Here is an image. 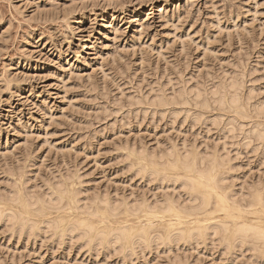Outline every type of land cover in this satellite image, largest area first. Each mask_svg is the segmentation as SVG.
<instances>
[{"label": "rangeland", "instance_id": "obj_1", "mask_svg": "<svg viewBox=\"0 0 264 264\" xmlns=\"http://www.w3.org/2000/svg\"><path fill=\"white\" fill-rule=\"evenodd\" d=\"M236 70L244 73L243 96L252 87L251 103H264V0H0V205L13 190L43 198L61 185L77 190L80 204L92 195L128 207L168 197L179 208L190 202L180 180L136 172L141 149L160 159L171 147L179 153L194 149L199 156L216 149L224 159L226 191L238 197L241 211L251 210L249 189L264 192V140L256 141L252 123L232 121L209 92ZM180 85L193 90L192 102L195 89L204 88L208 106L198 109L204 95L198 105L188 99L174 112L146 105L158 90L172 97ZM135 98L142 103L132 104ZM65 202L59 214L49 210L46 216L81 213L84 204L74 211ZM211 202L195 217L209 214L214 197ZM157 208L134 212L122 206L106 221L114 227L150 221L153 234H163L174 218ZM188 218L180 228L194 226ZM2 220L0 264H171L176 255L190 264H264L246 242L228 250L212 238L151 244L137 246L126 258L46 228L26 236L6 229ZM217 221L215 213L210 222Z\"/></svg>", "mask_w": 264, "mask_h": 264}, {"label": "bare ground", "instance_id": "obj_2", "mask_svg": "<svg viewBox=\"0 0 264 264\" xmlns=\"http://www.w3.org/2000/svg\"><path fill=\"white\" fill-rule=\"evenodd\" d=\"M236 69H237V67H236ZM237 70H236V72H238ZM242 74H244V73L242 72ZM242 74H241V72L239 74H236V75L234 74L235 76H232V78L230 77L231 80L222 81V82L220 81L216 86H214L213 90H210V89H209L210 91L208 89L207 90L210 92V95L211 94L216 95V96L211 95L213 98L210 96L212 101H214L213 104L214 103L217 104L218 105L217 107H219V108L224 106V105L228 108L227 110L231 116L232 121L236 120L238 122L240 121V123L243 121V123L245 122V123H247V125L249 123H252L254 126V133H255L256 141L258 143H260L264 140V103H261L259 101L260 103L254 104L253 100H252L253 104L251 103L253 93H255V91H252V87L251 88L249 87L250 89L248 88L249 90L247 91V93L245 92L246 94L243 96L241 89L243 88L242 83H243V80L245 78L242 79V77H243ZM249 74H248V76H251ZM248 76H247V78H248ZM220 80H222V79H220ZM227 80H228V78H227ZM249 82L251 83V81H249ZM199 85H203V84H199ZM177 86H179V85H177ZM162 87L164 88L165 86L163 85ZM184 87H183V85H180V88H178L176 90V93L174 91H172V92H174V95L172 97L170 95H169L170 97L167 96L168 94L167 95L164 94L166 91H164V92L160 91L159 92V90L157 89L158 93L157 94L155 93L156 94L155 98L150 100V102H148L149 99L146 98L147 95L144 93L146 96L145 97L146 100L148 99L147 100L148 103H146L145 101H144V103H146L147 106L149 104H151V106L153 105L154 108H156V110H157V108L160 111H163V110L166 111L167 109H170V111L173 110V112H174V108H176V106H179V107L181 105L186 106L188 104V101L189 100L191 101L194 97V95H193L192 97H190L191 98L190 99L188 93L190 92L189 94H191V92H193V90L189 91V90L185 89ZM190 87H189V89H192V87L191 88ZM202 89H203V91H202ZM202 89H200V88L198 90L195 89V93H194L195 98H194L193 102L195 101L194 103H196V105H198L197 104L198 103L197 98H199V97L202 98L201 96L204 95L202 98V101L199 98L201 101V102H199V106H201V107H198V109L206 108L208 106V102L210 101V98L208 97L209 95L205 94L204 88H202ZM207 90H206V93H207ZM144 94H143V99L145 100ZM139 95H141V94L139 93ZM255 95H256V93H255ZM151 97H152V95H151ZM151 97H150V99H151ZM208 99H209V101H208ZM142 100L140 98H138V99L135 98V100L132 101L131 103L132 104H140V103H142ZM130 107H132V106H130ZM192 107H194V106H192ZM214 108H215V105H214ZM146 110H148V108ZM149 110H151V109H149ZM180 110H183V109H180ZM217 110L218 109H216V111ZM192 111H193V109H192ZM212 111H213V109H212ZM218 111H221V110H218ZM218 111H217V113H218ZM189 112H190V110H189ZM187 113H188V111H187ZM197 113H202V111H197ZM159 114H160V112H159ZM218 114H220V113H218ZM174 115L175 114H173V116ZM200 115H202V114H200ZM198 116L195 115L194 120H198ZM188 117H190V116H188ZM206 117H204V118H206ZM207 118H209V117H207ZM199 119H200V116H199ZM221 119H222V117L220 118V120ZM229 119H230V117H229ZM227 121H228V119H227ZM196 122H198V121H196ZM202 122H204V121H202ZM210 122L213 123L212 121H210ZM215 123L216 122H214L213 124H215ZM222 123H225V122H222ZM240 123H239V126H240ZM213 124H212V126H214ZM218 124H220V121ZM239 126L236 128L238 129ZM231 129H228V131L231 133H233V132L235 133V131L232 132ZM228 131H226V132H228ZM226 135H228V134H226ZM238 135H237V137H238ZM234 137H235V134L232 135V138H234ZM243 137H245V136H243ZM222 138L224 139V137H222ZM228 138H229V136H228ZM232 138H230V139L232 140ZM225 139H224V141H225ZM224 141H222V144ZM225 143L226 142H224V145H225ZM235 143H237V142H235ZM248 143H249V141H248ZM248 143L246 142V144H248ZM215 144H216L215 147L217 148L218 143H215ZM257 147H255V148H257ZM210 151H211V149H210ZM227 152H226L227 155L230 154L229 152L228 153ZM181 153H179L177 149L170 147L167 149L165 154H162L160 152V159L152 158V156H148L144 152V149H141L139 151L138 156L136 155V157H138V160L140 162V165H138L136 168V172H138L140 174L151 175L152 178H153V175L156 177H162L160 179H163V177H165V176H169L170 178H173L174 180L175 179L180 180L181 185H182L181 188H183V190L188 194V196L190 198V199L188 198V200L190 202L185 201V203H183L181 206L178 205L179 208L175 207L174 206L175 203H172V201H170L167 196H166L167 198L164 199V201L162 200L161 203H160V201H159V203H157L158 200L156 202H154L155 204L152 203V205L154 204V206H152V205L149 206V205L145 204L144 202H141L140 200H139L140 202H138V200H137V202L135 201V204L129 203L131 206L129 205V207H128L127 206L128 204L124 203L122 200L116 201V199H115V201H113V203H112L111 199H109V201H108L106 196H101V195L100 196L99 195L93 196L92 195V198L90 197V199H88V200L85 199L86 201H84V203L81 202L82 204H84V206H83L82 204H80V201H82V199L80 200L78 198L79 193L76 192L77 190L74 189L75 191H73V190L71 191V189H70V191H65L64 189H61L62 186L60 185V186H57L55 188L53 187V190H51V191L49 190L50 192H47V194L43 195V198H40L41 196H39V197L34 196V194L31 195L30 197L27 196L26 198H24L23 197L24 194L22 195L21 192L19 193V192H16L13 190V192H10L8 194V196L6 197V199H4L2 205H0V219L1 218L3 219L2 221H4V224H5L4 226H6L5 227L6 229L15 230V231L17 230V233L18 232L19 233L25 232L24 233L25 235L29 234L31 236L32 233L39 232L40 229L46 228L47 232H51L52 234H57V235L59 234V236L60 235H67V236H70L71 239L73 238L72 240H75V241L77 238V241H82V244L84 246H86V248L87 247L88 248H93V247L94 248L95 247L96 248L97 247L112 248L115 251V255L116 254L119 256L121 255L122 257L126 256V258L128 255H130V254H132V252H134V250L136 249L137 246L147 248L151 244H155V246H156V244H159V245L161 244V245H164L165 247H167V246L170 247V245L174 242L183 241V242H186L187 244H189L188 242L192 241V240H194L195 242H197L199 244L200 242L207 241L208 238H210V239L212 238L213 241L215 240L214 242L218 241L219 246H221L224 250L225 249L228 250V248H230V247L235 248L236 247L235 245L239 246V243L240 244H242L243 242L249 243V245H250L249 247L246 244L248 249L252 247L254 249V251H255V249L258 250L260 253V257L264 258V240H262L260 238L259 233L257 231V229L261 226V222H264V192L259 191L258 187H254L253 189H251V188L249 189L250 190L248 192L249 195L248 196L246 195V198H247L246 206L248 208H250L251 210L246 211L244 213L243 211H241V209L238 208L239 204H237V203H239V202H236V200H235V198H238V197H235V196L233 197L232 196L233 193H230V192L228 193L226 191L227 187L225 186V183H227V185H228V182L224 183V180H226V179L223 176L222 171H221L222 170L221 167L223 166V160L224 159L220 158L222 156H220L219 152H217L216 149L213 150L212 152H210V154L207 153L206 156L204 154L205 157L203 155H201V153L199 156L198 155L199 153H197L196 150H194V149H189V150L187 149V151H185V153L183 150V152H181ZM162 158H164V159L161 160ZM226 159H227V157H226ZM136 160H137V158H136ZM159 164H161V165H159ZM148 177H150V176H148ZM226 178H227V176H226ZM175 182H176V180H175ZM66 190H68V189H66ZM213 197L215 199V202L213 203L214 206H213V209L211 210V212L209 211V214L207 213L202 218L195 217L197 215L198 211H204L205 212V210L209 206V204L212 203L211 200ZM64 200H67V203L65 202L66 204H63V205L68 206V204H70V203L73 204L72 206H74V207H72V208L74 211H75V208L78 209L82 205L83 207L82 206L80 207L82 209V211H80V209L77 210V211H80L81 213L79 212L80 214H78V215L73 214V216H72V214L69 211L71 216L67 215L68 212L66 213L67 216L59 215V216L47 217L49 214H47V216H46V214H45L46 211H49V210L54 211L55 210V212H57L59 214L60 211L64 210L65 207H63L61 205ZM186 200H187V198H186ZM242 200L244 201V199H241V201ZM126 201H128V200H126ZM146 201H147V199H146ZM241 201H240V204L242 203ZM68 202H70V203H68ZM173 202H175V201H173ZM99 203L102 205L104 204L103 207L101 206V208H98L100 206ZM78 204H80V205H78ZM97 204H98V206H97ZM132 205H133V208H132ZM122 206H124L125 210H127L128 208L129 209L132 208L134 210V212L135 211L136 212L144 211L146 208L150 209V207H151V209L159 207L165 213L168 214V217H170V218L173 217L174 222L171 224V228H168L167 230H165V232L163 234H161V233H159V234L154 233L153 234L154 229H153L152 224H150V221H147L144 224L138 223L139 225H137V226H135V225L129 226L128 225V227L127 226L114 227L113 225H112L113 226L112 227L111 224L110 225L107 224V221H106L107 215L113 214V212L119 210ZM159 208H157V209H159ZM65 211H67V210H65ZM65 211H63L62 213H64ZM134 212H132L131 214H133ZM215 213H216V217L218 218L219 221H217L216 223H212L213 221L210 222V220L212 218V215ZM58 214H56V215H58ZM131 216H133V215H131ZM168 217H165V218H167V220H168ZM188 217L189 218L191 217V220ZM186 218H188V221L189 222L191 221L190 223L193 224L194 226H188L185 228H180L179 227L180 225L185 224L184 220H186ZM113 220H115V219H113ZM143 220L144 219H142V221ZM137 222H139V221H137ZM124 223H125V221H124ZM35 235H36V233H35ZM26 236H28V235H26ZM73 236H75L76 238L74 239ZM70 237H69V239H70ZM59 240H60V238H59ZM58 241H57V243H58ZM106 248H105V250H107ZM90 250H92V249H90ZM166 251L168 252L170 250H166ZM174 257L175 256H173L174 261L173 262L171 261V264H190V263L186 262V260H180L182 258H178L177 255L175 258ZM122 260H123V258H122ZM252 264H253V262H252Z\"/></svg>", "mask_w": 264, "mask_h": 264}, {"label": "clouds", "instance_id": "obj_3", "mask_svg": "<svg viewBox=\"0 0 264 264\" xmlns=\"http://www.w3.org/2000/svg\"><path fill=\"white\" fill-rule=\"evenodd\" d=\"M259 236L264 240V222H261V226L257 229Z\"/></svg>", "mask_w": 264, "mask_h": 264}, {"label": "snow or ice", "instance_id": "obj_4", "mask_svg": "<svg viewBox=\"0 0 264 264\" xmlns=\"http://www.w3.org/2000/svg\"><path fill=\"white\" fill-rule=\"evenodd\" d=\"M161 2H163V0H161ZM166 6H170V5H166Z\"/></svg>", "mask_w": 264, "mask_h": 264}]
</instances>
